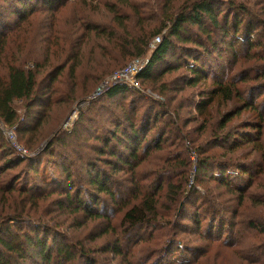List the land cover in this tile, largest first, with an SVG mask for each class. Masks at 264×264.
<instances>
[{"label": "trees", "instance_id": "obj_1", "mask_svg": "<svg viewBox=\"0 0 264 264\" xmlns=\"http://www.w3.org/2000/svg\"><path fill=\"white\" fill-rule=\"evenodd\" d=\"M42 1L45 7H50L48 8L50 12L55 5L65 6L64 0ZM173 1L167 0L164 5L160 2L162 7L159 8L158 16H162V21L157 30L145 29V21L142 20V14L138 9L135 14L139 19L137 27H140V31L135 30L136 33L124 28V25L119 28L122 30H119L115 26L117 21L115 18L111 20L110 25L106 24L108 28H102L100 25L94 27L93 33L99 38H104L110 47L108 50L102 46V58L107 56L109 59L98 63L102 76H107V79L127 67L132 61L142 59L147 55L150 42L156 35H163L165 32L161 43L152 52L145 69L137 77L141 88L108 84L105 86L102 96L115 99L129 92L143 95V83L157 85L162 78L178 71L186 72L189 75L183 77L185 81L182 89L194 90L204 86L213 76L211 71H213L214 65H217L221 60L220 53L224 46L231 52L241 72L236 74L238 77L232 75L227 81L223 82L219 79L213 82L211 87L205 88L199 94L195 110L198 119H201L202 122L198 128L192 131L188 130L191 122L184 124L182 128L176 125L179 108L174 111L175 120L170 117L163 128L156 129V139L151 142L146 141L147 136L155 130L160 116L169 115L170 106L176 100V98H172L167 109L163 104L157 105H163L161 109L164 111V115L157 114L154 117L153 125L151 124L153 117L148 118V114L154 111L153 108H150L146 112V118L143 117L144 120L142 118L137 122L135 118L128 119L126 120L128 126L125 127L123 124L115 122L112 124L114 132L110 134L111 137L99 136L95 138L100 144V148H96L94 152L99 155L102 167L92 163L86 165L91 169L90 172L89 168L87 171L89 173L88 182L97 196H107L113 203H117L122 195L118 184L114 182V177L121 172L139 166L142 155L143 159H146L148 155H153V152L158 151L161 155L160 158H156L160 161L163 160V164H165V177L158 183L154 181L147 184L142 200L126 210L122 219L119 220V228L123 229L122 235H117L116 240L110 242L108 248L103 247L106 249L104 253H111L114 259L121 264H132L131 260L136 257V253L131 249L127 251L129 255L124 252L123 245L138 247L139 241L144 240L137 241V238H133L134 233L146 229L163 233L171 230L176 237L178 234L187 233V225L182 223L186 220L195 224L198 235L202 233L200 214L195 212L190 216L186 211V205L191 204L188 200L193 188L192 186H190L192 187L190 190L187 188V184L191 181V177L190 181L187 177L191 172L189 169L191 165L196 169L197 175H208L209 178L205 177V181L215 182L218 185L217 189L231 191L236 195L240 194L243 198L250 193L257 182H264V112L259 110V99L264 92V42H262L264 40V20L257 21L253 9L249 6L239 5L238 7L236 2L231 0H192L189 5L184 6L183 9L179 8L178 11L168 6L169 3L174 4ZM72 3H75V0H72ZM79 3L86 8L91 6L94 0H79ZM119 3L125 6L129 0H119ZM28 4L24 3V0H3V5L0 8V63L3 61L2 56L6 51V31L11 30L12 27L8 26L5 19L14 17L19 24L25 23L26 18L31 16L30 11L26 10ZM106 7H109V12L120 20L118 8ZM232 16L233 18H231ZM53 25V22L46 25L43 23L42 31H50L57 35L58 32L54 30ZM71 27L70 34H81L78 33L80 29H76V21L71 24ZM90 33L88 31L80 35L79 44L84 42ZM60 35L62 42L54 45V51L57 52L64 48L61 47L63 43L70 40V38L67 39V34L63 33L62 35L61 33ZM36 40L37 34L31 39V42ZM54 41L59 42L57 36ZM78 42L74 45H79ZM239 44L240 47H245L244 54L237 53L235 46ZM49 50L47 49V52ZM26 51L27 49L21 48L18 53L20 56L14 55L7 58L8 60L3 64L4 73L0 72V122L2 124L0 127V162L4 161V164L0 165V264H31V262L33 264H102L100 259L94 255L97 248H86L80 244L79 246L71 244L68 240H59L58 236L50 234L47 224L44 223L45 217L41 216L33 220L34 213L31 209V202L41 195L33 193L25 183L20 184L18 179L9 174L10 171H15L24 164L28 169L27 175L30 173L39 174V160L48 156L53 162L54 157H57L53 152V147L56 144H65V141L58 136L48 144L45 150L38 151L41 154L36 157L30 154L25 156L5 134L6 130L13 131L19 137L18 142L19 139L26 141V146L31 150H34V146L41 142L38 134L42 127V118L32 111L36 106H42L41 103L46 96V94L42 95L41 89L38 88L41 85L38 82V76L41 74L42 66L32 53L24 55ZM116 53L121 57L133 59L128 65L114 72L113 70L121 66L118 60L114 59ZM73 55L67 56L66 62H71L75 57ZM49 58L50 55L45 58L48 64ZM168 59H174L176 63L171 64ZM209 61L215 62L209 64ZM180 62L182 64H178ZM208 67L210 70L207 69ZM158 68H162V70ZM64 70V67L59 66L53 70L54 72L48 74L49 89ZM221 70L220 67L219 71ZM73 71L71 70L72 73ZM111 71L113 73L109 74ZM166 92L167 87L164 85L160 96L164 98ZM217 103L218 105L231 106L230 110L218 119L213 116ZM17 104H22L26 111L27 118L23 121V115H20ZM242 116L246 117L245 124L234 128L237 124L233 127V121L242 118ZM84 123L85 120L82 117L74 131L70 133V137L80 139ZM170 128L171 131H168ZM173 131L176 133V141L180 142L178 148L181 149L182 156L181 154L175 156L172 151L173 146L167 148L168 141L164 140V137ZM119 133H122L121 136ZM64 137L66 139L65 135ZM121 147L124 148L123 152L119 151ZM141 150L142 153H140ZM219 153L222 154L219 156ZM50 161L48 164H51ZM212 167H216L218 172L213 171L211 174ZM107 168H110L111 171H108ZM52 170L55 177L58 175L57 172H61L65 176L70 173L64 164L56 163ZM72 177V175L67 176L64 183L67 190L62 191L61 194L64 195L65 210L81 214L92 222L106 223L107 228L101 237L116 234V229L106 214L99 212L98 208H90L87 202L80 199V192L72 194L74 189ZM175 177H178L179 181L175 180ZM47 179L46 176H43L41 182L45 183ZM165 180H168L166 185L163 183ZM54 193V191L50 192L53 195ZM214 195L212 191L209 192V196L216 202ZM91 200L95 202L93 197ZM122 204L124 203L122 202ZM206 204L211 214L207 221L211 231L209 237H211L215 231L212 227L218 219V208L210 201ZM95 205L98 207L97 203ZM249 226L264 236V219L252 220ZM44 231L45 233H43ZM224 231V226L221 225L219 238L210 239L212 244L220 245L222 243L221 233ZM201 235L203 237V233ZM160 238L161 235L157 234L148 236L145 240L147 245L153 249L145 264H177V262L172 263L167 259L178 251L176 255L180 253L182 257L186 258L178 238L159 240ZM97 239L99 238H92V241ZM236 247L239 245L237 244ZM220 248L221 246L214 247L215 250ZM198 251L200 249L194 251L197 256H210V250H205L201 254ZM263 257L264 255H260L251 260L244 254H240L238 260L241 261V264H264ZM181 264H201V262L194 257L193 260L181 262Z\"/></svg>", "mask_w": 264, "mask_h": 264}, {"label": "rangeland", "instance_id": "obj_2", "mask_svg": "<svg viewBox=\"0 0 264 264\" xmlns=\"http://www.w3.org/2000/svg\"><path fill=\"white\" fill-rule=\"evenodd\" d=\"M166 1L167 0H129L127 5L122 6L119 0H94L91 6L84 8L80 4L81 1L79 3V0H75V3H72V0H64V7L55 5L51 9L52 12H50L48 9L50 7H45L42 0H24V3H29L26 10L30 11L31 14V16L26 18L25 23L22 22L19 24L14 17H7L5 19L8 26L11 25L12 27L11 30L6 31V51L2 56L3 61L0 63V66H2L0 67V72L2 74L4 73L3 64L10 57L14 55L17 57L20 56L18 53L21 48L27 49L24 55H27L29 52L32 53L36 61L42 66L40 69L41 74L38 76V82L41 83V85L38 88L39 90L41 89L42 95L46 94L45 99L41 103L42 106H36L32 111L42 118V127L38 134L41 142L34 146V150H31L26 146V141L24 142L19 139L18 142L19 137L14 133L16 143L25 147L23 148L19 145L25 150L23 153L25 156H29L30 154L36 157L41 154L39 153L40 150H45L48 144L54 141L56 137L60 136L65 141L64 145L56 144L53 147V152L57 156L54 157L53 162L50 161L48 156H44L43 158L40 157L42 159L38 162L40 166L39 174L30 173L27 175L28 169L25 167L26 164L21 165L15 171H10L9 174L10 176H14L15 179H18L20 184L25 183L33 193L41 195L31 202V209L34 213L33 220L41 216L45 217L44 223L47 224L50 234L58 236L59 240H68L71 244H77V246L80 244L86 248H97L94 255L100 259L102 264H121L118 260L114 259L111 253H104L106 250L105 248L109 247L110 242L116 240L117 235H122L123 229L119 228V220L122 219L124 212L133 207V205L139 203L142 197L145 196V187H147V184H151L154 181L157 183L161 181L166 175V170L164 169L165 164H163V160L160 161L157 159L160 158L161 155L158 151L152 153L155 157L153 155H148L146 159H143L142 155V161L139 166L135 167V169L121 172L114 177V182L118 184L122 194L117 203H113L107 196H97L89 185V173H87L89 167H86L87 164L91 163L96 164L98 167H102L99 155L94 152L96 148H100V144H98L95 138L99 136L111 137L110 134L114 132V126H112V124L119 122L125 127L128 126L126 120L134 118L138 122L145 117L146 112H148L150 108H153L154 111L148 114V118L153 117V119H151V124L153 125L155 122L154 117H156L157 114L164 115V111H162L161 108L164 105L165 109H167L171 104L170 101L172 98H176V100L172 102L170 106L169 115L160 116L155 130L147 136L146 141L151 142L155 140L157 136L156 129L160 127L163 128L170 117L175 120L174 111L179 108V117L177 118L176 125L182 128L184 124L191 122L188 130L192 131L198 128L202 122L201 119H198L195 110V103L199 100V94L203 92L205 88L211 87L213 82L219 79L223 82L227 81L232 75L241 72L231 52L224 46L220 53L222 55L220 58L221 60L217 65H214L213 71H211L213 76L210 77L206 85L200 86L199 88L197 87L194 90L182 89L185 81L183 77L189 75H187L186 72L178 71L162 78L157 85H145V83H143V95L129 92L124 96L110 99L102 96L104 92L97 93V89L102 84L105 85L108 81L106 78L107 76H102L100 68L98 67V63L109 59L107 56L102 58V46L108 48V50H110V47L104 38H99V36L93 33L94 27L100 25L102 28H108L106 24L109 23L110 25L111 20L115 18V20H117L115 26L118 29L124 25V28L136 33L135 30L140 31V27H137L139 19L135 14V12H137L136 9H138L140 14H142V20L145 21V29H152V31L157 30L159 28V23L162 21V16H158L159 8L162 7L160 2L164 5ZM231 1H235L238 7L239 5L245 7L249 6L255 12L254 15L257 16V21L261 22L264 20V0ZM191 2L192 0H174V4L169 3L168 6L178 11L179 8L183 9L184 6L186 7ZM2 5L3 0H0V8ZM105 5L112 6L113 9L118 8L120 20H118L113 13H110L108 10L109 7ZM231 18H233V16ZM74 21L77 22L76 29H80L78 33L81 34H70L72 30L71 24H73ZM51 22L54 23L53 28L58 32L57 35L52 34L50 31H42L41 26L43 23L46 25ZM88 31L91 32L89 37L79 44V36ZM61 33L62 35L63 33L67 34V39L70 38V40L69 42L63 43L61 47L64 48L59 49L57 52L54 51V45L62 42ZM36 34L37 40L31 42V39L34 38ZM164 35L165 32L163 35H156L150 42L147 55L142 57L145 62H148L152 52L161 43ZM55 36L59 39L58 43L54 41ZM157 38H160V43H157ZM76 42H78L79 45H74ZM262 42H264V40ZM235 48L239 55L246 52L244 51L245 47H240V44L236 45ZM47 49H50L49 52H47ZM47 55H50L49 64L45 59ZM71 55L75 57L72 58L71 62H66L67 56ZM76 56L77 59L75 60ZM114 59L118 60V63L121 65L113 70L115 72L128 65L133 58L121 57L116 53ZM168 61L171 64L176 63L174 59H168ZM214 62L215 61H209V64H214ZM178 64L182 63L180 62ZM59 66L64 67L65 70L60 73L58 79H56L51 89H49L50 80L48 74ZM220 67L222 68L221 71H219ZM70 68L74 70L73 73ZM158 69L162 70V68ZM207 69L210 70V67ZM113 71L109 74H112ZM236 76L238 77V75ZM164 85L167 87V92L166 96L163 98L160 96V93ZM262 94V97L259 99V110L264 112V92ZM158 104L163 105L157 106ZM16 106L20 115H23L22 121L25 120L27 116L22 104H17ZM230 108L231 106L218 105L217 103L213 111L214 118L218 119L222 114L224 115V113L229 111ZM82 117H84L85 123L82 126L83 132L81 133L80 139H78V137H70V133L74 131L75 126ZM245 121L246 117L242 116V118L235 119L232 126L234 127L237 124L234 128H238L240 124H245ZM168 131H171V128L168 129ZM121 134L122 133H119L120 136ZM64 135L66 139H64ZM164 140L168 141L167 148L173 146L172 151L175 156L177 154H181L182 156L181 149L178 148L180 142L176 141V133H174V131L171 134H167ZM123 150L124 148L122 147L119 149L120 152H123ZM142 152L141 150L140 153ZM221 154L222 153H219V156ZM127 155H129V153H127ZM48 161H50L51 164H48ZM56 163L66 165V168L70 171L69 175L73 176L72 182L74 189L72 194L74 195L80 192V199L87 202L90 208H98L99 212L106 214L109 220L112 221L116 229V234L101 237L107 228L106 223L99 221L92 222L81 214H75L71 213L69 210H65L63 204L64 195L61 194L62 191L67 190L64 183L69 175L65 176L61 172H57L58 175L55 177L52 168H54V164ZM3 164L4 161H1L0 165ZM189 169H191V172L188 173L187 177L189 181L191 177V181L187 184V188L188 190L193 188L191 189L190 198L188 200L191 204L186 205V211L189 212L190 216L197 212L202 217L201 231L203 237L201 235L202 233H200V235L197 234L195 224L189 220L182 222L187 225V233H183L182 235L178 234L176 237H174L171 230L163 233L161 231L154 232L153 230L146 229L134 233L133 238H137V241L144 240L139 241L140 245L138 247H133L132 245V247H128L129 245L126 244L123 245V251L127 254V251L130 249L136 253L135 259L131 260L132 264H145L147 258L151 256V252L153 251L145 240H147L148 236H155L157 234L161 235L159 240L178 238V241L181 242L180 246L186 258L182 257L180 253L176 255L178 251L174 253V256H170L167 259L172 263H185L193 260L195 257L199 259L201 264H241V261L238 260L240 254H244L245 257L251 260H254L260 255L263 256L264 236L258 231H254L249 224L252 220L259 218L264 219V182H257L250 193L243 198L240 194L236 195L231 191L226 192L224 189H217L218 185L215 182L205 181V177L209 178L208 175H197L194 166L191 165ZM107 170L111 171L110 168H107ZM216 170V167H212L211 174ZM90 171L91 169L89 168V172ZM216 175H219V173H216ZM43 176L49 179H47L45 183L41 182ZM197 177L198 180H196ZM169 178L171 177L169 176ZM174 179L179 181L178 177ZM163 183L166 185L168 180H165ZM244 183L247 184L246 182ZM53 191L55 192L54 195L50 194V192ZM211 191L215 194L216 202L209 196V192ZM42 193L45 194L42 195ZM92 197L95 199V202L91 200ZM209 201L218 208V219L212 227L215 231L214 235L211 237H209L211 231L210 228H208L207 222L208 218L211 216L208 205L206 204ZM122 202L124 204H122ZM96 203L98 207L95 205ZM221 225L224 226L225 230L221 233L222 243L220 245L212 244L211 240L219 238V227ZM43 233H45V231ZM92 238L99 239L92 241ZM150 243H153V241H150ZM237 244L239 247H236ZM104 246L105 248H103ZM215 246H221V248L215 250ZM197 249H200V251H198L200 254L205 250H210V256L195 255L194 251ZM31 264H33V262H31Z\"/></svg>", "mask_w": 264, "mask_h": 264}, {"label": "built area", "instance_id": "obj_3", "mask_svg": "<svg viewBox=\"0 0 264 264\" xmlns=\"http://www.w3.org/2000/svg\"><path fill=\"white\" fill-rule=\"evenodd\" d=\"M156 41L157 43H160V38H157ZM146 65L147 62H145V60L143 59H136L132 61L127 67L114 73L111 76V78L108 79V82L105 85H102L97 89V93H102L105 86L108 85L109 83L122 84V85L140 88L139 82L137 81V77L145 69ZM0 127H2L1 122H0ZM5 134L8 137V139L17 147L19 151H21L22 153L25 152V150L16 143L15 134L13 131L6 130Z\"/></svg>", "mask_w": 264, "mask_h": 264}]
</instances>
